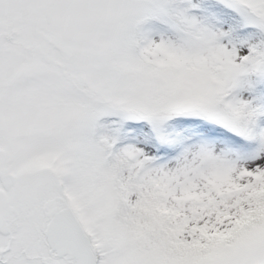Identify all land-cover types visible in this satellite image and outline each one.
I'll list each match as a JSON object with an SVG mask.
<instances>
[{
    "label": "snow or ice",
    "instance_id": "6c2138e0",
    "mask_svg": "<svg viewBox=\"0 0 264 264\" xmlns=\"http://www.w3.org/2000/svg\"><path fill=\"white\" fill-rule=\"evenodd\" d=\"M0 264H264V0H0Z\"/></svg>",
    "mask_w": 264,
    "mask_h": 264
}]
</instances>
